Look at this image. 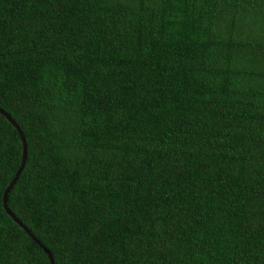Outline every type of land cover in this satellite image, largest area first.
<instances>
[{
	"label": "trees",
	"instance_id": "trees-1",
	"mask_svg": "<svg viewBox=\"0 0 264 264\" xmlns=\"http://www.w3.org/2000/svg\"><path fill=\"white\" fill-rule=\"evenodd\" d=\"M0 264H264V0H0Z\"/></svg>",
	"mask_w": 264,
	"mask_h": 264
},
{
	"label": "water",
	"instance_id": "water-1",
	"mask_svg": "<svg viewBox=\"0 0 264 264\" xmlns=\"http://www.w3.org/2000/svg\"><path fill=\"white\" fill-rule=\"evenodd\" d=\"M0 113L3 116H5L8 119V121H10L12 123V125L16 128V130L19 132V134L21 136L22 143H23V159H22V164H21V167H20L19 171L16 174L15 179L11 182V184L9 185V187L7 188V190L4 193V197H3L4 208H5L6 212H7V214L10 215L13 218V220L15 222H17L31 236V238L34 241H36L38 243V240L34 237V235L31 234L30 230L26 226H24L23 223L8 208V195H9L12 187L16 184V182H17V180L19 178V175L21 174V172L23 171V169H24V167L26 165V160H27V156H28V147H27V141H26L25 135H24L21 127L17 124V122L11 117V115H9L8 113H6L1 108H0ZM44 251L49 255V258L51 260V264H54L53 257L51 255L50 251L48 249H46V248H44Z\"/></svg>",
	"mask_w": 264,
	"mask_h": 264
}]
</instances>
